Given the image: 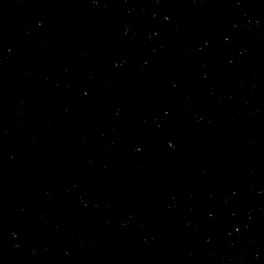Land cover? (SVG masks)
Masks as SVG:
<instances>
[{"label":"water","instance_id":"95a60500","mask_svg":"<svg viewBox=\"0 0 264 264\" xmlns=\"http://www.w3.org/2000/svg\"><path fill=\"white\" fill-rule=\"evenodd\" d=\"M0 264H264V0H0Z\"/></svg>","mask_w":264,"mask_h":264}]
</instances>
